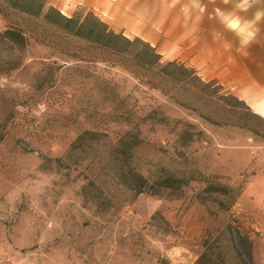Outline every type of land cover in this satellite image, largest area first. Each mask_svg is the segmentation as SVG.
Listing matches in <instances>:
<instances>
[{"label":"rangeland","instance_id":"374dc122","mask_svg":"<svg viewBox=\"0 0 264 264\" xmlns=\"http://www.w3.org/2000/svg\"><path fill=\"white\" fill-rule=\"evenodd\" d=\"M15 1L44 4L0 0V34L27 40L0 42V69L19 62L0 74V264H264V118L173 60L176 39L126 36L121 0L67 15L47 0L39 16ZM52 7L97 17L206 87L145 68L142 47L118 54L67 34L45 19Z\"/></svg>","mask_w":264,"mask_h":264},{"label":"crops","instance_id":"0c3cea01","mask_svg":"<svg viewBox=\"0 0 264 264\" xmlns=\"http://www.w3.org/2000/svg\"><path fill=\"white\" fill-rule=\"evenodd\" d=\"M51 1L67 15L84 0ZM93 1L92 5L97 6L98 0ZM200 2L202 10L191 7L190 0H121L123 21L127 22L125 35L176 39V46L170 51L173 60L180 57L203 80H216L229 88L264 118V23L260 24L255 42L242 49L234 35L216 19V10L231 8L235 0ZM114 5V0H105L106 10ZM257 8L264 9V0H258L246 15L251 17ZM225 41L231 43V48H225Z\"/></svg>","mask_w":264,"mask_h":264},{"label":"trees","instance_id":"16d2710c","mask_svg":"<svg viewBox=\"0 0 264 264\" xmlns=\"http://www.w3.org/2000/svg\"><path fill=\"white\" fill-rule=\"evenodd\" d=\"M42 1L44 4L40 5L36 11H34L29 5L20 4L18 1H15L13 5L26 14L39 16L45 7V4L47 3V0ZM53 14L56 17H53ZM45 19L47 22L61 28L69 35L85 39L103 49L118 54L132 53L134 50L133 48L142 47L140 52L134 54V58L138 60L145 68L151 69L154 66H158L160 67L159 72L163 76L181 82H184V80H189V82H192V84L200 89V91H202L207 85L199 76H197L195 71L189 73L188 69L177 62H169L163 65L161 63V55L155 50V48L142 42L141 40L131 41L123 35L116 34L115 32L109 30L108 26L104 22L93 15L87 18V20L85 19V21H81L78 17H67L60 10L52 7L46 14ZM0 42L8 44L13 48H17L19 51L24 50L27 46V40L24 34L18 29L13 28L7 30L3 34H0ZM6 64L8 68L3 70L0 69V74H2L5 70L11 71L19 66V62L17 63V61L13 60L6 61ZM179 72H182L185 78H177L175 74ZM127 139L128 138H123L121 140L120 144L122 146H119V151L121 150L122 152V150H125V148L128 146L126 144L128 142ZM125 151L122 153H127ZM188 184L189 180L186 178H169L166 179L164 183V185L169 186L170 188H180L181 186H186ZM211 189L218 191L219 187L216 185H211ZM139 191L142 192L143 190L139 189Z\"/></svg>","mask_w":264,"mask_h":264},{"label":"clouds","instance_id":"9594fccd","mask_svg":"<svg viewBox=\"0 0 264 264\" xmlns=\"http://www.w3.org/2000/svg\"><path fill=\"white\" fill-rule=\"evenodd\" d=\"M229 0H225L228 3ZM258 0H235L229 9H217L216 19L222 28L234 35L240 48H248L255 42L260 32V24L264 23V9L257 8L251 17L246 14L253 10ZM190 5L203 9L200 0H190ZM225 48H231V43L225 41Z\"/></svg>","mask_w":264,"mask_h":264}]
</instances>
